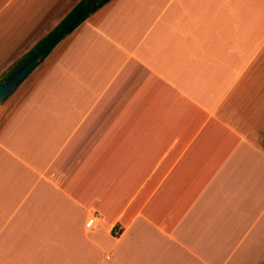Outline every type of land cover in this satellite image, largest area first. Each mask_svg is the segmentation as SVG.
<instances>
[{"label":"crops","instance_id":"crops-1","mask_svg":"<svg viewBox=\"0 0 264 264\" xmlns=\"http://www.w3.org/2000/svg\"><path fill=\"white\" fill-rule=\"evenodd\" d=\"M78 1L0 0V80ZM30 72L0 264L262 263L264 0H110Z\"/></svg>","mask_w":264,"mask_h":264},{"label":"trees","instance_id":"trees-1","mask_svg":"<svg viewBox=\"0 0 264 264\" xmlns=\"http://www.w3.org/2000/svg\"><path fill=\"white\" fill-rule=\"evenodd\" d=\"M109 1L110 0H79L56 24V26L40 38L21 56V58H19V60H17V62H15V64H13L3 79L14 76L27 63L39 59L38 63L31 69L32 71L63 38L73 32L85 19ZM20 82L14 88H16ZM261 264H264V260Z\"/></svg>","mask_w":264,"mask_h":264},{"label":"water","instance_id":"water-1","mask_svg":"<svg viewBox=\"0 0 264 264\" xmlns=\"http://www.w3.org/2000/svg\"><path fill=\"white\" fill-rule=\"evenodd\" d=\"M38 61L39 59L30 61L14 76L0 82V102L2 101L3 97L11 92L13 88L31 71Z\"/></svg>","mask_w":264,"mask_h":264},{"label":"rangeland","instance_id":"rangeland-1","mask_svg":"<svg viewBox=\"0 0 264 264\" xmlns=\"http://www.w3.org/2000/svg\"><path fill=\"white\" fill-rule=\"evenodd\" d=\"M43 68H45V65L42 67V69ZM41 70V69H40ZM43 71V70H42ZM39 72H41V71H39ZM38 72V74L36 73H31V72H29L28 73V75L26 76V78L24 79V80H22V82H21V85H25V86H31L35 81H36V79L38 78V75H40V73ZM16 89V88H15ZM14 89L11 91V92H9L8 93V95L5 97H3V99H2V101L0 102V104H1V107L2 108H0V112L3 114V119L7 116V115H9V110H6L2 105L4 104V102H6L7 100L8 101H10L11 99H14V96H15V93H14ZM13 93H14V96H13ZM11 97V98H10ZM10 98V99H9ZM7 101V102H8ZM11 102V101H10ZM2 119V120H3Z\"/></svg>","mask_w":264,"mask_h":264},{"label":"built area","instance_id":"built-area-1","mask_svg":"<svg viewBox=\"0 0 264 264\" xmlns=\"http://www.w3.org/2000/svg\"><path fill=\"white\" fill-rule=\"evenodd\" d=\"M92 221H93V218L88 219L85 225H86V226H89V225L92 223ZM114 233L117 234V233H118V230L115 229V230H114Z\"/></svg>","mask_w":264,"mask_h":264}]
</instances>
